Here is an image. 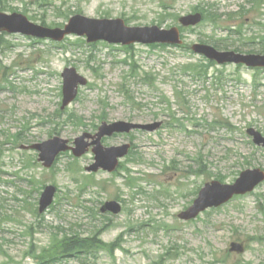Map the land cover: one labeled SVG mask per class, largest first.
Returning <instances> with one entry per match:
<instances>
[{"label": "rangeland", "instance_id": "1", "mask_svg": "<svg viewBox=\"0 0 264 264\" xmlns=\"http://www.w3.org/2000/svg\"><path fill=\"white\" fill-rule=\"evenodd\" d=\"M0 11L48 27H63L81 14L169 29L181 16L206 15L185 32L183 48L3 34L0 264H38L39 254L68 232L111 247L57 264H264V182L194 221L178 217L218 176L232 184L243 171L264 170V147L247 133L264 136V70L211 64L191 51L196 43L243 53L260 49L251 44L254 36L264 37V0H0ZM70 67L89 84L61 111L62 73ZM104 121L163 126L105 139V146L133 148L112 174L86 172L94 163L91 152L81 158L64 153L45 169L36 151L23 149L55 136L73 143ZM48 185L58 193L40 216ZM108 201L120 202L122 212L102 214ZM232 243L245 252H230Z\"/></svg>", "mask_w": 264, "mask_h": 264}, {"label": "water", "instance_id": "2", "mask_svg": "<svg viewBox=\"0 0 264 264\" xmlns=\"http://www.w3.org/2000/svg\"><path fill=\"white\" fill-rule=\"evenodd\" d=\"M180 23L185 26H196L202 21V15L191 14L180 18ZM0 33L22 34L38 39H50L56 42H62L67 36L77 35L87 37L88 43L105 41L110 44H121L130 46L133 44H182L180 30L177 27L165 30L158 26L151 27H130L122 19H95L83 15L72 17L64 28H48L31 22L22 14H6L0 11ZM192 50L200 55H204L210 60L219 64H245L248 67L264 68V55H243L236 52H220L215 48L195 44ZM63 104L62 110L68 107L78 96L79 87L86 86L88 80L80 75L75 68H67L63 74ZM162 123L153 124H134L128 122H104L99 127L96 135L83 134L74 142L75 147L69 145V141L54 137L40 144L30 147L38 151L39 162L43 163L45 168H51L56 158L63 152L72 151L75 157H81L86 154L90 146H95V163L86 170L89 173H96L100 169L107 172H114L119 166V160L124 158L130 149V145L120 147L105 148L102 145L104 137H111L116 133H130L132 130L141 129L148 132H154L161 127ZM248 134L253 137V141L258 146H264V137L254 129L248 130ZM93 140L89 142L87 140ZM27 149V148H25ZM264 181V171L260 169L246 170L234 184H222L218 181L207 183L199 192L193 205L179 215V218L185 221L196 219L202 212L209 208L220 207L229 202L235 195H245L252 192L259 184ZM57 189L49 185L45 188L40 198L39 212L44 213L54 202ZM101 211L119 214L121 205L116 201L105 203ZM232 251L243 252V247L239 244H233Z\"/></svg>", "mask_w": 264, "mask_h": 264}, {"label": "trees", "instance_id": "3", "mask_svg": "<svg viewBox=\"0 0 264 264\" xmlns=\"http://www.w3.org/2000/svg\"><path fill=\"white\" fill-rule=\"evenodd\" d=\"M259 2L261 3V1ZM164 9L168 10V7L165 5ZM1 43H3V35H0V44ZM224 45L225 44L223 45L218 44V47L220 49L227 50L228 48L226 47V45L225 46ZM236 51L240 52V50H236ZM250 52H256V50ZM257 52L264 53V46H262ZM127 97L131 102H134V98H132L131 95L127 94ZM81 119L82 118H78L72 115L68 116V120L72 122H76L77 124H81V121H79ZM217 179L223 181L221 176H218ZM54 239L55 240H53L50 247L44 249L39 254L38 264H57L58 262H61L64 259L79 258L82 255H87L92 253L93 250L95 249H100L101 246L104 245V243H101V241L96 242L95 239H90L87 237L83 238L82 236H80L79 234H75L74 232H68L62 234V236L60 235L58 237H55ZM110 247L111 244L105 245V248H110ZM105 248H101V249H105Z\"/></svg>", "mask_w": 264, "mask_h": 264}]
</instances>
